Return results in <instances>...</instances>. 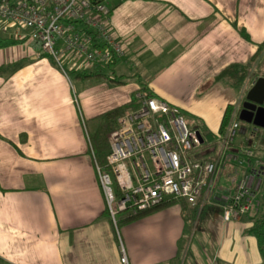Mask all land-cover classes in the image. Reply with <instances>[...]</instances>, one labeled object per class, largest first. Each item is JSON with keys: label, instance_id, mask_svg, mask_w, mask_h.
Masks as SVG:
<instances>
[{"label": "crops", "instance_id": "obj_1", "mask_svg": "<svg viewBox=\"0 0 264 264\" xmlns=\"http://www.w3.org/2000/svg\"><path fill=\"white\" fill-rule=\"evenodd\" d=\"M110 8L108 30L125 54L102 68L126 82L119 86L76 79L95 67L81 60L67 59L64 77L27 31L0 22V38L21 42L0 49V68L22 64L0 74V264H121V246L128 264H170L185 231L181 210H223L233 196L216 189L227 166L234 167L230 177L236 173V163L225 160L215 200L205 197L197 208L176 204L117 225L126 214L113 222L107 212L89 135L95 117L147 93L180 108L204 140L216 139L226 109L236 113L264 77V0H111ZM239 133L246 136L247 129ZM242 144H233L232 153ZM216 157L214 147L201 149V159ZM249 217L224 222L220 215L218 229L199 237L204 262L264 264L247 233ZM198 241L191 247L194 264Z\"/></svg>", "mask_w": 264, "mask_h": 264}, {"label": "built area", "instance_id": "obj_2", "mask_svg": "<svg viewBox=\"0 0 264 264\" xmlns=\"http://www.w3.org/2000/svg\"><path fill=\"white\" fill-rule=\"evenodd\" d=\"M110 1L0 0V22L27 31L40 54L48 56L68 78L60 55L103 68L124 56L122 44L108 30ZM239 111L233 114L222 139L221 152L207 161L200 158L198 131L187 127L180 108L160 98L135 94L117 119V127L107 135L109 172L97 165L92 153L112 221L119 213L137 214L170 200L190 208H197L205 197L215 200L216 177L225 160L246 164L247 168L235 180L233 196L223 206L222 220L246 216L256 201L264 164L248 160L253 151L243 144L232 153L240 131ZM120 263L128 264L122 246Z\"/></svg>", "mask_w": 264, "mask_h": 264}, {"label": "trees", "instance_id": "obj_3", "mask_svg": "<svg viewBox=\"0 0 264 264\" xmlns=\"http://www.w3.org/2000/svg\"><path fill=\"white\" fill-rule=\"evenodd\" d=\"M20 43L21 42L16 41V40L0 38V49L12 47ZM261 45L263 46L264 44H261ZM260 49L261 48H258V51H260ZM257 56L258 54L254 56L253 60H255ZM42 57L49 59L48 56L46 55H42ZM114 62H115V59H114ZM114 62L110 65H107L106 68H109L111 65L114 64ZM21 66H22L21 63H17L10 67L0 68V74L1 73L11 74L15 72L17 69H19ZM76 74H77L76 79L82 80V81L108 80L109 83L115 86L125 85L126 83L124 80L121 79V77L110 78L109 75H107L104 72L102 66H99V65H95L94 69L89 72L84 71V72H79ZM245 74L242 75L241 80L245 78ZM239 79H240V76H239ZM144 94L148 97H151L150 94H147V93H144ZM126 105L108 110L93 119V121L97 123V127L95 131L89 135L91 152L93 153V156H94V159L97 165L105 172H109V169L106 167V163H107L106 159L109 154V145L107 142V135L117 127V119L121 116ZM233 111H234V108L232 106H229L226 109L224 116L222 118L220 128L217 132L218 138H221V139L224 138L227 132L228 126L232 120ZM261 131L262 130L260 129L252 128L247 143L249 145H253L257 141V138H258L257 135ZM204 143H205V140H204ZM260 173L263 175V177L261 180V186L256 195V201L251 208L253 210V214L250 215L249 214L250 212L247 214L250 216L249 220L251 222V226L249 227L247 233L256 240L258 253L264 262V166L262 170H260ZM176 204L180 205V207L185 206L183 202H176L174 200H170V201L164 202L162 205L158 207H155L147 211L139 212L137 214L123 212L124 214H126L125 218L122 221H119V222L117 221L116 224L118 225L119 223L120 224L121 223L122 224L132 223L142 218H145L155 212L161 211L167 207H170Z\"/></svg>", "mask_w": 264, "mask_h": 264}, {"label": "rangeland", "instance_id": "obj_4", "mask_svg": "<svg viewBox=\"0 0 264 264\" xmlns=\"http://www.w3.org/2000/svg\"><path fill=\"white\" fill-rule=\"evenodd\" d=\"M27 49H29V47H26ZM22 54L23 57H28L27 56V52L23 51L22 49ZM59 62L62 65V67L66 70V72H68V66L66 64V60L69 58L68 55H60L59 57ZM71 75L69 74V77ZM70 85L74 86L75 88V83L73 81L72 78H70ZM244 103V102H243ZM241 109V106L239 107ZM185 119V118H184ZM185 123L187 125V127L189 129H193L192 125L189 124L190 121H188L187 119H185ZM238 125L240 128H246L247 129V133L246 136L245 135H241L239 133V130L237 132V135L235 137L234 140V145L235 143H237L238 141H243V143L245 144V147L248 149H251L253 151V157L252 158H247L248 160H260L261 162H263L264 164V132L261 131L257 136V141L253 144V145H249L247 142H245V138L247 136L250 135L251 129L253 128L250 125H247L245 123H242L238 120ZM91 134V133H90ZM209 139L205 140V143L202 145V149L203 150H209L210 148H215L216 149V154L218 155L222 148H223V140L221 138L216 137V139L212 140V141H208ZM238 155H240L241 157H244L240 154V152L238 153ZM237 165L236 168V173H233V178L230 177V170H232V167H228L227 166V170L225 171H221L220 172V176H219V180L217 178V183L218 185L216 186V189L219 190V188H224L228 194L233 195V191L234 188L233 186L235 185V181L239 179V177L242 175V173L244 172V168L245 167H241V165ZM225 167V165H224ZM223 170V169H222ZM112 178V177H111ZM112 189L113 191H115V186L113 184V178H112ZM182 211V219L183 221H186V224H184V234L181 238V240L179 241V257L174 260L173 262H171L170 264H194V262L191 260L193 255L191 254V250H192V245H197V240L198 241V248L199 250H196V248L193 247L194 251H196V253L198 254L197 257V263L198 264H208V262L210 261V259L207 262H204V259L201 258V255L206 254V250H205V241L199 239L200 236L204 235V233H206L207 230H209L210 232H214L218 229V217H220V215H222V208L218 207L217 205L214 206H206L204 208V210L202 211L201 215L198 214H194L192 211L189 210H181ZM250 215L253 214V210H250ZM199 235V236H198ZM187 249H190V251H188V253L186 252ZM184 252H186L188 255L187 257L182 258ZM185 253V254H186ZM184 254V255H185ZM196 258V257H195ZM194 258V261L196 262V259ZM204 258V257H203ZM208 259V258H207Z\"/></svg>", "mask_w": 264, "mask_h": 264}, {"label": "water", "instance_id": "obj_5", "mask_svg": "<svg viewBox=\"0 0 264 264\" xmlns=\"http://www.w3.org/2000/svg\"><path fill=\"white\" fill-rule=\"evenodd\" d=\"M238 120L264 131V77L257 78L246 93L245 101L238 114ZM197 136L199 143L203 145L204 140L199 132H197Z\"/></svg>", "mask_w": 264, "mask_h": 264}]
</instances>
